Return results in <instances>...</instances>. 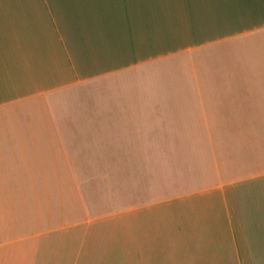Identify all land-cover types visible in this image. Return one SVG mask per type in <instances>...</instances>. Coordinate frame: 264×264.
Listing matches in <instances>:
<instances>
[{
  "label": "crops",
  "instance_id": "obj_1",
  "mask_svg": "<svg viewBox=\"0 0 264 264\" xmlns=\"http://www.w3.org/2000/svg\"><path fill=\"white\" fill-rule=\"evenodd\" d=\"M0 264H264V0H0Z\"/></svg>",
  "mask_w": 264,
  "mask_h": 264
}]
</instances>
